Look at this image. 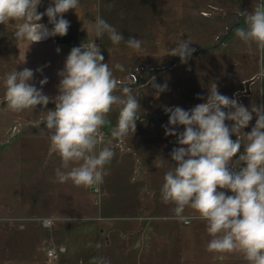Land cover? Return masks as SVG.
<instances>
[{
  "label": "rangeland",
  "instance_id": "374dc122",
  "mask_svg": "<svg viewBox=\"0 0 264 264\" xmlns=\"http://www.w3.org/2000/svg\"><path fill=\"white\" fill-rule=\"evenodd\" d=\"M259 2L79 0L75 10L63 14L70 22L67 35L48 36L32 44L14 37L16 22L0 24V264H61L70 256L85 261L94 243L102 258H118L132 252L130 248L141 237H148L147 244L156 254L150 264H248L239 252L207 251L211 237L206 223L178 221L174 205L162 201L160 189L175 163L170 153L180 147L176 136L165 134L166 127H173L165 108L190 110L207 101L214 84L220 94L249 109L264 105V77L258 75L264 53L255 44L241 41L235 29L228 43L205 54L192 53L186 63L180 57L173 61V50L181 40H188L189 47L213 44L229 28L221 15L251 12ZM50 4L52 0H41L38 13ZM98 17L125 40L114 45L107 33L97 38ZM40 23L49 31L53 28L46 15ZM129 37L141 41L139 50L127 46ZM93 41L119 83L115 94L122 95V88L129 87L141 107L135 132L130 131L122 142L111 137L120 106H113L100 129L97 151L110 147L114 157L104 168L98 191L77 187L70 180L58 182L56 170L70 169H63L60 157L50 152L48 130L40 123L45 112L55 108L53 102L16 113L4 101L5 74L24 68L34 73L30 83L54 99L59 94L58 72L64 69L71 49ZM44 78L47 83L41 86ZM153 82L166 84V90L158 94ZM255 121L253 114L245 134ZM226 123L231 127L233 122ZM174 130L179 133L184 128L177 125ZM190 214L186 209L185 215ZM50 251L56 252L55 257H49ZM145 251L144 247L142 264H148Z\"/></svg>",
  "mask_w": 264,
  "mask_h": 264
},
{
  "label": "clouds",
  "instance_id": "9594fccd",
  "mask_svg": "<svg viewBox=\"0 0 264 264\" xmlns=\"http://www.w3.org/2000/svg\"><path fill=\"white\" fill-rule=\"evenodd\" d=\"M40 4L41 0H0V24L16 22L14 37L30 44L48 36L67 35L70 22L63 14L75 10L79 0H52L44 13L37 11ZM45 15L53 25L51 31L40 23ZM240 15L245 27H237L236 36L249 46L255 44L264 53V0L251 12L243 11ZM105 33L114 45L125 40L114 26L98 17L95 36L100 38ZM126 44L135 50L141 48V41L133 37ZM190 44L181 40L173 50L182 63L195 51ZM104 59L94 41L87 47H73L64 69L58 72L59 94L54 99L30 83L34 76L31 69H15L4 78V101L10 111L20 113L38 105L55 104L40 123H45L48 130L50 152L60 157L63 169H70L56 170L58 182L70 180L77 187L97 191L103 183L104 168L114 157L110 147L97 151L100 129L108 114L114 105L120 106L111 137L122 142L130 131L135 132L141 109L131 88L123 87L122 95L115 94L120 86ZM115 67L123 70L120 64ZM258 75L264 77V57ZM46 83L47 78L40 81L41 86ZM152 86L158 94L167 88L166 84L154 82ZM165 111L170 114L168 124L173 126L166 127L165 134L176 136L180 147L170 153L175 163L163 177L162 201L174 205L178 221L186 225L192 220L206 223L211 237L207 251L239 252L248 264H264V105H252L249 109L220 94L214 84L206 102L190 110L176 106ZM253 114L255 125L245 134L243 129L253 120ZM226 121L233 122L231 127ZM177 125L184 130L177 133L174 130ZM233 135L237 137L235 140ZM186 209L191 210L190 215H185ZM64 250L62 247L61 251Z\"/></svg>",
  "mask_w": 264,
  "mask_h": 264
},
{
  "label": "crops",
  "instance_id": "0c3cea01",
  "mask_svg": "<svg viewBox=\"0 0 264 264\" xmlns=\"http://www.w3.org/2000/svg\"><path fill=\"white\" fill-rule=\"evenodd\" d=\"M243 151H244V148L242 145L240 152L242 153ZM150 239H152V238H150ZM147 241H149L148 237L137 238L135 243H134L135 244L134 247L130 248V250H132V252L122 253L118 256V258H114L111 255L107 259L102 258L100 248L98 246H96V244L94 243L95 248H94L93 252L88 254V257H86L85 261H83L84 258H82V257L79 258L76 256H70V257L66 258V260L63 261V263H61V264H130L131 260L134 261V264H142L143 263L142 258H143L144 247L146 249L145 253L147 255V260H148L147 262H148V264H150L153 256L155 255V257H156V254L153 253V248L151 247L152 244L151 245L147 244L148 243ZM109 252H110V250H109Z\"/></svg>",
  "mask_w": 264,
  "mask_h": 264
},
{
  "label": "trees",
  "instance_id": "16d2710c",
  "mask_svg": "<svg viewBox=\"0 0 264 264\" xmlns=\"http://www.w3.org/2000/svg\"><path fill=\"white\" fill-rule=\"evenodd\" d=\"M221 17L227 19V21L229 23L228 31L225 34L218 37L217 40L213 44H210L206 47L199 48L197 46H190V48L195 49V51L193 53L205 54L209 50L219 48L220 46H222V45H224L230 41V39L232 38L234 29H236L237 27H245L244 17L237 14V13L225 12L223 15H221ZM178 58H179L178 56H175L173 61H175ZM150 72H151V74H154V73H156V70H151Z\"/></svg>",
  "mask_w": 264,
  "mask_h": 264
},
{
  "label": "built area",
  "instance_id": "2783aa9c",
  "mask_svg": "<svg viewBox=\"0 0 264 264\" xmlns=\"http://www.w3.org/2000/svg\"><path fill=\"white\" fill-rule=\"evenodd\" d=\"M236 101H237V99H235ZM238 102V101H237ZM226 194H228V195H230L228 192H226ZM55 251H50L49 253H48V255H49V257H55Z\"/></svg>",
  "mask_w": 264,
  "mask_h": 264
},
{
  "label": "bare ground",
  "instance_id": "6f19581e",
  "mask_svg": "<svg viewBox=\"0 0 264 264\" xmlns=\"http://www.w3.org/2000/svg\"><path fill=\"white\" fill-rule=\"evenodd\" d=\"M240 6V5H239ZM244 11V10H243ZM113 121V120H112ZM110 177V176H109ZM61 227V226H60ZM53 235H55V234H53ZM57 236V235H56ZM59 240V239H58Z\"/></svg>",
  "mask_w": 264,
  "mask_h": 264
}]
</instances>
